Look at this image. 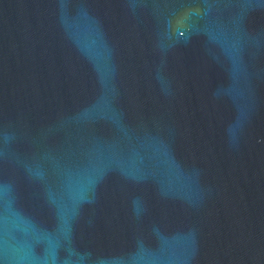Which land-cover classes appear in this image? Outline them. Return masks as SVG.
Here are the masks:
<instances>
[{
  "label": "water",
  "instance_id": "obj_1",
  "mask_svg": "<svg viewBox=\"0 0 264 264\" xmlns=\"http://www.w3.org/2000/svg\"><path fill=\"white\" fill-rule=\"evenodd\" d=\"M0 264H264V0H0Z\"/></svg>",
  "mask_w": 264,
  "mask_h": 264
}]
</instances>
